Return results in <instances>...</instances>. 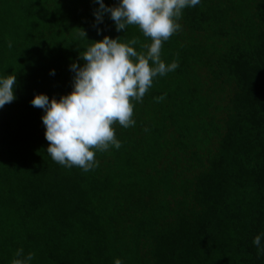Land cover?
I'll list each match as a JSON object with an SVG mask.
<instances>
[{"label": "trees", "instance_id": "16d2710c", "mask_svg": "<svg viewBox=\"0 0 264 264\" xmlns=\"http://www.w3.org/2000/svg\"><path fill=\"white\" fill-rule=\"evenodd\" d=\"M98 8L0 0V77H16L0 108V264L21 248L31 264H264L252 243L264 233V0L185 8L161 48L178 68L132 101L135 125L112 126L121 147L85 172L47 154L30 101L67 95L70 65L104 36L146 53L151 38L97 22Z\"/></svg>", "mask_w": 264, "mask_h": 264}, {"label": "clouds", "instance_id": "9594fccd", "mask_svg": "<svg viewBox=\"0 0 264 264\" xmlns=\"http://www.w3.org/2000/svg\"><path fill=\"white\" fill-rule=\"evenodd\" d=\"M95 2L99 5L93 12L97 22L102 23L107 14L117 31L136 25L145 37L151 38V43L144 46L146 53L134 49L135 39L121 43L117 38L104 36L80 54L83 66L70 65L74 76L67 95L57 100L41 93L30 101L34 107L43 109L41 120L49 142L47 154L65 167L78 166L85 172L96 166V151L121 147L112 126L135 125L132 101H142L155 77L178 68L177 61L165 64L161 60L162 44L181 29L177 21L183 10L195 7L201 0H118L114 7L105 5L103 0ZM81 35L85 38L83 30ZM50 74H55L54 69ZM15 83V75L0 77V108L15 100ZM262 237L264 233L252 241L258 255L264 254ZM34 255L31 252L24 255L22 248L17 249L11 264H31ZM114 264L122 261L116 259Z\"/></svg>", "mask_w": 264, "mask_h": 264}]
</instances>
